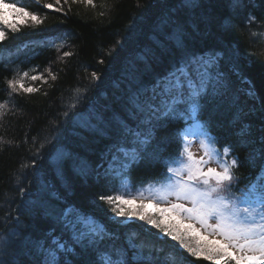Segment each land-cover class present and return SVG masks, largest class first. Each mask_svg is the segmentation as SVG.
Segmentation results:
<instances>
[{
	"label": "trees",
	"instance_id": "trees-1",
	"mask_svg": "<svg viewBox=\"0 0 264 264\" xmlns=\"http://www.w3.org/2000/svg\"><path fill=\"white\" fill-rule=\"evenodd\" d=\"M5 2L36 12L44 22L37 27L21 26L16 33L5 29L7 39L0 43V103L7 104L0 118V264H41L37 242L47 240L53 229L60 235L46 213L58 215L65 208L97 217L120 242L136 232L163 249L155 253L162 259L173 253L177 242L149 236L145 229L150 226L145 222L115 217L98 198L147 194L149 183L165 170L164 160L181 148L177 132L186 134L191 120H179L157 132L152 155L122 178L121 192L113 186L118 182L103 175L108 165L102 157L115 140L116 121L128 115L129 95L138 81L150 83L179 58L178 34L188 53L224 54L227 86L209 97L197 119L217 138L219 150L232 146L234 152L226 159L239 158L240 166L234 170L238 183L233 190L239 194V189L264 174V142L260 139L264 127V0H239L236 8L229 0H195L196 7H185L182 0H94L95 7L61 0L60 12L34 0ZM249 16L255 17L251 23ZM24 72H28L25 87L38 91L11 93L7 80L19 79ZM33 75L42 79L33 81ZM250 89L255 90V99L248 96ZM84 117H91L89 126H82ZM244 125L251 126L247 137L240 136ZM58 154L64 157L61 162H57ZM82 160L93 169L88 175L81 174ZM100 163L104 167L97 175ZM76 252L67 255L71 264L95 258L94 253L78 247ZM184 256L186 264H212L186 252ZM168 264L179 261L170 259Z\"/></svg>",
	"mask_w": 264,
	"mask_h": 264
},
{
	"label": "snow or ice",
	"instance_id": "snow-or-ice-1",
	"mask_svg": "<svg viewBox=\"0 0 264 264\" xmlns=\"http://www.w3.org/2000/svg\"><path fill=\"white\" fill-rule=\"evenodd\" d=\"M34 2L56 12L63 8L61 0H54V3ZM63 2L68 3V0ZM72 2L95 7L94 0ZM182 3L185 7L198 6L195 0H182ZM229 4L236 8L239 0H229ZM8 12L17 17L15 22L9 21ZM254 19L249 16V23ZM43 22L44 19L36 12L0 0V43L7 39L5 29L16 33L21 26L37 27ZM176 41L179 58L163 75L154 76L150 83L138 81L127 99V117L116 121L115 140L102 159L108 165L103 175L118 182L113 185L117 192L122 191V178L133 166H138L146 156L152 155L150 149L159 130H167L170 124L182 119L196 121L209 97L219 95L227 86L223 53H188L181 35H177ZM50 75L51 79H56L54 74ZM92 76L99 79L96 73ZM25 77H28V72H24L19 79L7 80L11 93L38 91L32 86L25 87ZM38 79L42 76H31L33 81ZM248 96L255 99V90L250 89ZM6 108V103H0V118ZM261 113L264 123V105L261 106ZM90 119L84 117L82 126H89ZM250 134V125L241 127V137ZM177 136L181 138V148L164 160L165 170L157 180L149 183L147 194L140 191L132 198H125L124 194L100 195L98 198L109 205L115 217L136 218L145 222L150 226L145 229L149 236H163L167 238L166 242H177L172 246V254L162 259L155 253L163 249H157L147 238L141 239L136 232L126 235L120 242V237L97 217L65 208L58 215L46 213L59 227L60 235L54 234L53 229L47 234V240L37 242L41 264H61L62 256L63 264H71L67 255H76L77 247L84 253L95 254L94 259L86 260L84 264H168L170 259L186 264L184 252L212 264H264V174L245 189H239L237 194L233 190L238 183L234 170L240 166L239 158L232 155L230 161L226 159L234 152L231 145H225L221 151L215 147L217 138L202 131L199 142L203 155L197 158L186 135L177 132ZM260 139L264 142V127L261 128ZM56 159L61 162L64 157L58 154ZM80 163L82 175L93 171L88 161ZM213 163L217 167H211ZM103 167V163L97 165V175L100 174L98 169ZM136 200L141 203L137 205ZM108 219L113 222L111 217ZM141 227L144 228V225ZM152 228L158 232L151 233ZM64 235L67 239L63 238Z\"/></svg>",
	"mask_w": 264,
	"mask_h": 264
},
{
	"label": "rangeland",
	"instance_id": "rangeland-1",
	"mask_svg": "<svg viewBox=\"0 0 264 264\" xmlns=\"http://www.w3.org/2000/svg\"><path fill=\"white\" fill-rule=\"evenodd\" d=\"M8 19L10 22H15L17 17H15L12 13H7ZM204 131L198 121H194L190 130L185 134L187 140L191 141V151L198 158L203 155V150L200 146L199 137L200 133ZM211 167H217L215 163L210 165ZM131 198V197H130ZM141 203L140 200H136V204L139 205ZM143 203H148V201H143ZM167 205H160V207H166ZM150 211L154 212V209H150ZM128 221V220H127ZM184 223H187L186 221Z\"/></svg>",
	"mask_w": 264,
	"mask_h": 264
}]
</instances>
